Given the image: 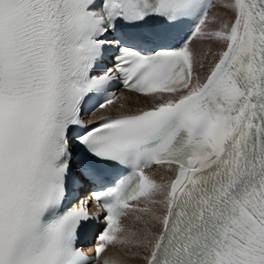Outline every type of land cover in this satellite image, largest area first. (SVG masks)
I'll return each mask as SVG.
<instances>
[{"label":"snow or ice","instance_id":"6c2138e0","mask_svg":"<svg viewBox=\"0 0 264 264\" xmlns=\"http://www.w3.org/2000/svg\"><path fill=\"white\" fill-rule=\"evenodd\" d=\"M109 247L264 264V0H0V264Z\"/></svg>","mask_w":264,"mask_h":264},{"label":"bare ground","instance_id":"6f19581e","mask_svg":"<svg viewBox=\"0 0 264 264\" xmlns=\"http://www.w3.org/2000/svg\"><path fill=\"white\" fill-rule=\"evenodd\" d=\"M218 9H214V11L213 12H216ZM129 264H138V261H132V262H130Z\"/></svg>","mask_w":264,"mask_h":264}]
</instances>
